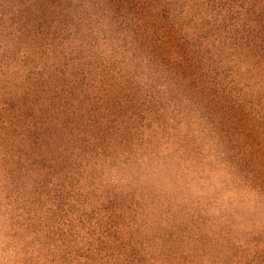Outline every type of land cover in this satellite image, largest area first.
<instances>
[{
    "label": "rangeland",
    "instance_id": "374dc122",
    "mask_svg": "<svg viewBox=\"0 0 264 264\" xmlns=\"http://www.w3.org/2000/svg\"><path fill=\"white\" fill-rule=\"evenodd\" d=\"M0 264H264V0H0Z\"/></svg>",
    "mask_w": 264,
    "mask_h": 264
}]
</instances>
